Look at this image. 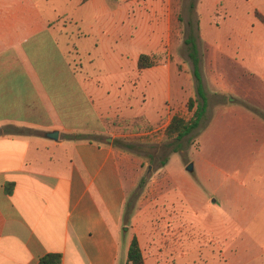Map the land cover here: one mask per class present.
I'll return each instance as SVG.
<instances>
[{
    "label": "rangeland",
    "instance_id": "374dc122",
    "mask_svg": "<svg viewBox=\"0 0 264 264\" xmlns=\"http://www.w3.org/2000/svg\"><path fill=\"white\" fill-rule=\"evenodd\" d=\"M110 2L119 30L106 45L109 55L124 51L118 55L120 68L112 62L106 71L100 50L83 52L92 39L76 41V25L64 21V31L73 66L80 59L77 45L85 71L99 76L97 98L78 110L80 128L74 134L98 141L113 137L119 149L125 206L115 230L117 264L133 235L146 264H264V26L253 14L264 13V0H181L179 35L173 29L168 40L165 31L161 39L156 18L161 0ZM55 5L74 19L82 15L78 28L91 31L88 8L76 10L70 0ZM189 35L206 109L199 125L175 140L165 135L162 116L169 98L170 105L177 104L170 115L193 113L187 107L197 96L185 43ZM153 49L163 62L138 71L136 54ZM100 115L131 121H105L109 127L99 134ZM189 163L192 171L186 170ZM218 220L227 224L220 229L222 238L211 232Z\"/></svg>",
    "mask_w": 264,
    "mask_h": 264
},
{
    "label": "crops",
    "instance_id": "0c3cea01",
    "mask_svg": "<svg viewBox=\"0 0 264 264\" xmlns=\"http://www.w3.org/2000/svg\"><path fill=\"white\" fill-rule=\"evenodd\" d=\"M58 1L0 0V264H37L47 252L60 253L62 264H117L115 230L125 206L119 149L113 137L110 142L107 137H67L80 128L75 124L78 110L97 98L99 76L85 71L77 45L74 53L80 59L73 66L64 31L67 22L77 26L76 41L91 38L83 52H104L109 71L112 62L119 64L118 55L125 54L109 55L106 45L119 30L117 8L111 0H70L76 10L89 9L91 31L86 32L77 25L82 15L74 19L59 11ZM180 3L161 0L156 17L161 39L164 31L167 40L173 29L179 35ZM156 50L136 54V67L140 54L160 58L158 64L138 71L160 66L163 58ZM169 101L162 116L167 124L177 105ZM112 118L100 115L99 124L131 121ZM107 124L96 129L99 134ZM47 132H57V138ZM226 225L218 220L210 224L216 228L211 232H220L222 238L220 229ZM128 246L121 264L126 263Z\"/></svg>",
    "mask_w": 264,
    "mask_h": 264
},
{
    "label": "trees",
    "instance_id": "16d2710c",
    "mask_svg": "<svg viewBox=\"0 0 264 264\" xmlns=\"http://www.w3.org/2000/svg\"><path fill=\"white\" fill-rule=\"evenodd\" d=\"M254 14L264 25V16L258 11H255ZM190 35L189 38L185 40V43L189 45L188 56L194 66L193 73L196 77L195 92L197 96H195V98L190 97L187 100L188 109H193V113L189 118H184L178 114H173L166 125L165 135L168 138H173L175 140H181L183 137L189 135L199 125V122L206 109V95L200 75L198 73L197 50L194 41H192L190 38ZM159 61L160 58L156 54H140L137 59V68L141 70L143 68L151 67L158 64ZM67 137L84 139V137L75 134H68ZM37 264H62V256L58 252H47L38 259ZM125 264H145L143 253L136 235H133L130 239Z\"/></svg>",
    "mask_w": 264,
    "mask_h": 264
},
{
    "label": "water",
    "instance_id": "95a60500",
    "mask_svg": "<svg viewBox=\"0 0 264 264\" xmlns=\"http://www.w3.org/2000/svg\"><path fill=\"white\" fill-rule=\"evenodd\" d=\"M46 135L48 137H51V138H57V132H47ZM106 140H107V142H110L111 141V137H107ZM192 169H193V164L192 163H189L186 166V170L187 171H192Z\"/></svg>",
    "mask_w": 264,
    "mask_h": 264
}]
</instances>
